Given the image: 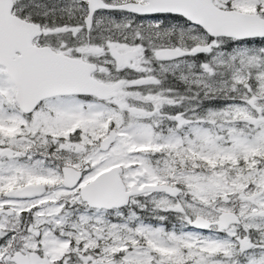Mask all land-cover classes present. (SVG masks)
Returning <instances> with one entry per match:
<instances>
[{"label":"snow or ice","instance_id":"1","mask_svg":"<svg viewBox=\"0 0 264 264\" xmlns=\"http://www.w3.org/2000/svg\"><path fill=\"white\" fill-rule=\"evenodd\" d=\"M0 264H264V0H0Z\"/></svg>","mask_w":264,"mask_h":264}]
</instances>
